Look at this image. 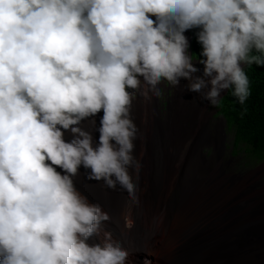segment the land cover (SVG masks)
<instances>
[{"label":"bare ground","instance_id":"1","mask_svg":"<svg viewBox=\"0 0 264 264\" xmlns=\"http://www.w3.org/2000/svg\"><path fill=\"white\" fill-rule=\"evenodd\" d=\"M129 1L139 83L129 95L111 83L112 95L119 94L125 107L121 119L105 100H97L90 115L73 119L68 127L53 116L30 113L38 125L32 138L0 129V264H264L259 196L250 186L219 178L217 153L210 161L200 157L202 149L194 153L208 127L198 131L193 124L186 130L183 126L191 123L175 117L179 168L161 154L169 140L155 139L153 107L141 103L148 97L147 75L159 68L149 59L157 47L159 0H141L142 8L140 0ZM142 9H150L155 46L140 49ZM217 86V81L211 86L215 96ZM157 101L160 111L166 110ZM224 125L220 121L214 134L217 139L222 131V147L218 140L213 150H219L221 160ZM207 131L206 138L213 139L214 130ZM109 148V157L97 155ZM34 184L48 192L49 200L33 198ZM97 226L104 232L97 233Z\"/></svg>","mask_w":264,"mask_h":264},{"label":"trees","instance_id":"2","mask_svg":"<svg viewBox=\"0 0 264 264\" xmlns=\"http://www.w3.org/2000/svg\"><path fill=\"white\" fill-rule=\"evenodd\" d=\"M238 1L246 4L247 0H162L164 26L172 38L178 23L190 16L192 52L203 53L227 28ZM249 1L244 66L220 104L235 129L237 144H244L254 161L263 162L264 0ZM12 5L26 13L21 18L27 28H21V37L13 35L10 47L14 53L6 68H0V86L24 96L32 85L42 98H49L61 90L74 95L78 88L83 89L82 84H105V69L96 61L94 49L96 45L105 48L118 31L123 0H0L2 19L16 16L17 8ZM186 37L189 45L188 30Z\"/></svg>","mask_w":264,"mask_h":264},{"label":"rangeland","instance_id":"3","mask_svg":"<svg viewBox=\"0 0 264 264\" xmlns=\"http://www.w3.org/2000/svg\"><path fill=\"white\" fill-rule=\"evenodd\" d=\"M161 2L162 0H159V2L157 3V11L159 12V29L156 36L157 47L154 54L149 57V59H152L154 63L159 67L157 69L159 72L157 70H154L152 73L147 75V85L144 89V92L145 96L148 97L145 101H141V103L151 104V106L153 107V121H155V126L153 127V136L155 137V139L156 136H158L159 138L166 137L169 140V145L161 154L166 157L169 164L173 165L176 168H179V156L181 152L178 148V143L181 138L173 134L172 120L177 116H181L184 119V123H191L189 126H183L186 130H188L190 127H194L193 124H195L199 129L198 131H201L205 126L208 127L204 131L205 136L200 140V147H198V149L195 150L194 153L200 154L199 150L202 149V155H200V157L204 159L205 156L206 159L204 160L208 161L212 160L215 156L214 154L217 153V165L220 172L219 178L221 180H223L225 183L238 182L240 184H244L248 187L250 186L251 188H254L255 179H252L253 175H250L249 172H260L261 174H263L264 178V161H254V158L247 151L245 145L240 143L237 144L235 129H233L230 125L228 116L224 111L223 106L220 104L221 99L225 95L224 89L227 82L224 79V76L225 78L229 79L228 86H230L243 67V53L245 49L244 29L247 24L245 9L249 7L250 1L247 0L246 4H243L242 1H238L233 10L231 20L227 24V28L223 30L214 46L212 48L206 49L203 53L198 54L192 52V31L189 27V22L187 19H182L178 23L176 30L173 31L172 38H170L171 35H169V29L164 26V17L161 10ZM125 6L127 19L124 23V32H121L119 35L113 37L110 49L107 51V53H104L102 55V60L106 62L108 70V84L106 83V87H99L98 90L94 92V96L91 98L89 104L88 100L82 98V104L78 107L76 105L77 110H75L71 104L77 98L73 99L74 101H72L68 97L60 98L58 102L51 103V106L49 105V107L46 105H42L41 107V103H38V98L42 96L37 92L36 87L33 86L27 88L28 94L36 102V105L38 107H41L40 109L43 112L49 111L61 123L67 125L73 117L80 118L84 114H89L93 102L98 99H106L110 107L113 108L115 114L118 116V118H120L121 114L125 111V107L122 103L123 100L118 98L119 94L115 95L114 104L116 108L115 106L113 107L112 102L114 101V98L112 96L110 87L112 73L116 68L118 77H120L122 70H126V68L128 69V80L123 79L118 83V89L119 91H122L121 93L123 94L129 95L132 92V87L139 83V67L138 61L136 59L138 38H136V34L132 26L133 7L130 4L129 0H125ZM139 6L140 8H142L141 0L139 1ZM150 17V9H148L147 11L145 9L141 10V16L139 20L140 22L137 27V32L140 36L139 40L141 41L139 44V46L141 47L140 49H143L146 45L149 44L155 46V43L153 42V40H151L153 27ZM187 30L189 31L190 37L189 45L187 44L186 37ZM187 47L188 52L190 53V60L188 52L186 56ZM176 56L177 58L174 60ZM113 58L117 60L115 68L111 67V61ZM173 60L177 64V70L176 73L172 76L171 80V75L169 74L170 76H168V73L169 71L171 73L173 70ZM216 63L219 67V71H221L222 74L217 71ZM178 75L182 80L185 79L186 81L185 85L181 88L178 87L176 83ZM209 79L210 82L208 81ZM215 81L220 84L217 86V92H219L217 93V95L219 94L218 96L214 95L216 94L215 92L213 94L211 93V86ZM203 87H205V91H203ZM203 92H205L206 97L202 96ZM5 95L10 99V101L18 104L19 107L26 112L40 111V109L35 105L24 103V99L18 100L8 92H3L2 98L4 100L0 99V102L4 105L5 108H9L10 102ZM52 95L53 99L56 100L55 93H52ZM158 97L160 99L161 106L166 107V110H164L163 112L160 111L157 101ZM149 98H151V100H149ZM212 100L214 101L210 105V111H215L214 113H211L209 115L208 108H206V111H202L203 107H201V110H198L199 106L207 105ZM69 109L72 111L74 110V112H70ZM204 121L206 122L205 125L203 124ZM220 121L225 124L223 128V133L225 134V155L228 156V159L225 160L224 157L222 160L220 159L218 153L219 150L216 149V151H213L214 146L216 145V141L218 140L219 143H221L222 147V131L220 135V130H218V138L214 139V134L216 133L215 129L216 127H218V125L220 126ZM208 129H210L211 131L214 130L212 132V138L214 140L207 139L210 138V135L207 131ZM196 137L199 138L198 134ZM110 151L111 148L106 149L105 151L100 152L97 155L104 154L108 155L109 157ZM204 151H207V153L205 154ZM120 185L124 188L128 187V184L125 182H121ZM31 187L35 189V192L31 193L34 199H38L39 201H41V199L49 200L48 192L45 189L36 190L37 186L35 184ZM254 190L260 198V201L256 203L264 204V188L262 187L261 190L254 188ZM252 210L254 211V208H252ZM97 227V233L104 232L99 226ZM160 233L161 232L159 230V234ZM81 240H83V238ZM105 241L106 243H108V240ZM146 261L149 262V260Z\"/></svg>","mask_w":264,"mask_h":264},{"label":"clouds","instance_id":"4","mask_svg":"<svg viewBox=\"0 0 264 264\" xmlns=\"http://www.w3.org/2000/svg\"><path fill=\"white\" fill-rule=\"evenodd\" d=\"M130 4H131V2H130ZM13 6H15V5H12L11 7H13ZM123 6H124V14H122V16L119 19V23H118V26H117V30L118 31L114 35H112L110 37V43L105 48H103V46H101V45H96L95 46V49H94V53H95V56H96V61H98L100 64H102L103 65V68L105 69V76H106L105 84H103V85H97L96 87H94L92 83L82 84V88L83 89L78 88V90L75 92L74 95H70V93H67L66 91L61 90V91H58L55 94L56 100L53 99V95L49 96V98H42V97H40V98H38V103H41V107H42V105H46V106L49 107V105L51 106V103L58 102V100L60 98H66V97H68L72 101H74L73 99H76L77 98L75 100L76 101V104H75V101L73 103H71L72 106H73V108L75 110H77L76 109V105L78 107V106H80L82 104V101H81L82 98L88 100V104H89L91 98L94 96V92H96L99 87L100 88L106 87V83L108 84V82H107V79H108V70H107L106 62H104L102 60V55L104 53H107V51L110 49V46L112 44L113 37L116 36V35H119L121 32H124V23H125V21L127 19V12H126L125 0H123ZM15 7L17 8L16 16L11 15L9 17V21H6V20H4V19H2L0 17V68H2V69H5L6 68L5 66L9 62H11V57L13 56V53H14V51L10 47L11 44L13 43V35L17 34L18 36L21 37L23 35L22 32H21V28H27V22H26V20H23L21 18V15L26 14V13H24L23 11H21L20 7H18V6H15ZM132 7H133V5H132ZM43 8H45V6L42 7L41 9H43ZM0 11H2V10H0ZM187 20H189V17H188ZM191 24H192V22H191ZM191 31H192V29H191ZM191 37H192V34H191ZM113 60H115V58H113L112 61ZM243 66H244V63H243ZM97 70H98V67L96 68V71ZM18 87L19 88H23L24 87V84L22 86H19L18 85ZM29 87H33V86L32 85H29L28 88ZM228 88H229V86H228ZM228 88H227L226 92L228 91ZM3 92L10 93V95H12L14 98H17L18 100L24 99L25 100L24 103L33 104L37 108H39V109L41 108V107H38L36 105V102L32 99V97H29L28 96V93H27V95L22 96L19 93H17L15 91V89H13L11 91L10 89H7L5 87L0 86V95H1L0 96V99H3L2 98ZM226 92H225V94H226ZM97 94H99V93H97ZM95 96H97V95H95ZM113 98H114V101L112 102V104H113V107H114L115 106V104H114V102H115V95L113 96ZM118 98L120 99V96L119 95H118ZM47 99H49V100H47ZM8 100L10 101L9 98H8ZM98 100H105L107 106L109 108H111L106 99H98ZM93 104H94V102L91 105V109H90L89 114H84V116H88V115L91 114V111H92V108H93ZM68 107H69V105H68ZM163 107L166 108L165 106H163ZM115 108H116V106H115ZM0 110H2V113L4 115H6V117L9 119V122H6L5 123V121H4L3 117H2V113L0 111V129L1 130H4V131L11 132V133H14V134H17L19 136L28 137L29 135H31V138H32L34 136V134H35V130H36V127L38 125L37 124H32V118H31V116H29L30 113L31 114L32 113H37V114L43 113L47 118H51L53 116L58 122H60L49 111L43 112L40 109L39 112H35V111L26 112L23 109H21L18 104L14 103L12 101L9 102V108H5L4 105L0 102ZM111 110L113 111V113H115L114 110H113V108H111ZM69 111L70 112H74V110L72 111L70 109H69ZM82 116L80 118L73 117L69 121V123H71V121L73 119H76L78 122H80ZM16 119H18V121L20 123H14L13 121L16 120ZM30 124H32L33 127H30ZM68 124L67 125H64L63 124V125L65 127H68Z\"/></svg>","mask_w":264,"mask_h":264},{"label":"flooded vegetation","instance_id":"5","mask_svg":"<svg viewBox=\"0 0 264 264\" xmlns=\"http://www.w3.org/2000/svg\"><path fill=\"white\" fill-rule=\"evenodd\" d=\"M138 58H139L138 55H136V59H138ZM216 68H217V66H216ZM114 71H116V68H115ZM217 71H218V68H217ZM115 78H121V80H123V79L128 80L129 74H128L127 71H124V70H122V73H121V76L120 77H118V74L114 75V73H112V75H111V83L113 82L112 84L118 88L119 81L116 80ZM208 81L210 82V79ZM176 83H177L178 87L181 88L182 86L185 85L186 81H185V79L182 80L181 77L178 75L177 76ZM218 85H220V84L218 83ZM203 91H205V87H203ZM202 96L206 97L205 92L202 93ZM207 106H208V104L207 105H201V106L198 107V109L201 110V107H203L202 108V111H206ZM259 173L260 172H254V171L249 172L250 175H253L252 179H255L254 188L255 189H258V190H261L262 187L264 188V178H263V174H261V173L259 174ZM254 188L252 187L251 189L256 193V191L254 190Z\"/></svg>","mask_w":264,"mask_h":264},{"label":"water","instance_id":"6","mask_svg":"<svg viewBox=\"0 0 264 264\" xmlns=\"http://www.w3.org/2000/svg\"><path fill=\"white\" fill-rule=\"evenodd\" d=\"M247 9H245V11H246ZM188 22H189V27H190V29H192V24H191V17L189 16V20H188Z\"/></svg>","mask_w":264,"mask_h":264}]
</instances>
